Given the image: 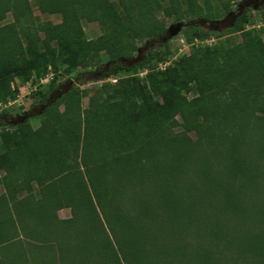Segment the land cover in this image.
Here are the masks:
<instances>
[{"label": "trees", "instance_id": "trees-1", "mask_svg": "<svg viewBox=\"0 0 264 264\" xmlns=\"http://www.w3.org/2000/svg\"><path fill=\"white\" fill-rule=\"evenodd\" d=\"M34 3L60 22H40L29 0H0V23L8 13L13 18L0 26V102L15 98L16 78L39 80L59 67L67 75L81 69L77 83L101 81L105 96L83 109L78 95L58 92L52 79L50 93L32 105L40 106L39 115L28 111L12 122L0 111V264H77L90 257L109 264H264V244L254 247L260 235L247 225L253 219L264 234V210L256 209L264 204V17L226 7L235 12L227 31L239 33L240 42L194 44L160 70L133 42L167 32L163 21L146 18L150 7L163 5L164 17L180 21L197 13V0ZM82 21L97 22L104 34L86 40ZM251 23L260 27L246 28ZM186 33L189 43L220 34L190 23ZM134 52L140 60L128 66ZM135 69L148 72L107 81ZM34 115L37 129L30 125ZM62 209L72 218L59 219ZM199 209L220 214L207 211L192 222L189 212ZM217 222L224 229L241 225L235 247L204 238L207 230L216 233L209 226ZM174 224L182 232L175 237ZM189 225L204 248L187 245ZM238 247L242 255L232 253Z\"/></svg>", "mask_w": 264, "mask_h": 264}, {"label": "rangeland", "instance_id": "rangeland-1", "mask_svg": "<svg viewBox=\"0 0 264 264\" xmlns=\"http://www.w3.org/2000/svg\"><path fill=\"white\" fill-rule=\"evenodd\" d=\"M168 0H162V3H166ZM31 3L32 9H33V15L38 18L40 22H51L53 24H57L60 22V16L58 15H48V14H42L38 11V9L35 6L34 0H29ZM110 2L117 3L118 0H110ZM198 4V11L197 13L193 15H185L180 17V21H174L172 18H166L163 15V5H152L150 8L152 9V15H146V18H151L152 21H163L164 26L167 28V32L165 35L160 38L159 40H154L153 38L147 39V37H143L141 39L133 40L135 46L139 48V54L144 55L145 53L150 54L152 58V66L154 68L163 70L167 66H170L174 61H176L178 58L188 55L190 52V49L194 44L199 45L202 44L200 41L195 42H188V40L185 38L186 36V28L188 24H194L197 27L205 30H214L219 34L218 38H211L212 41L207 44L204 43V45H215V44H224L228 45V42L233 41L234 43L240 42L241 37L239 33L230 34L227 30L232 27L233 20L235 18V12L231 13L229 11H226V7L231 10L235 11L238 10L240 12L241 10L248 9L249 10V16L250 18L254 16L258 17H264V0H197ZM184 7V6H183ZM185 8V7H184ZM151 14V13H150ZM201 15H210L212 17H216L213 22H209L208 19L200 17ZM191 19H194L193 21ZM13 20L12 15L10 13L7 14L6 19L0 23L1 25L11 23ZM191 20V22H190ZM149 22V21H145ZM82 29L84 32V36L86 40L91 41L95 40L96 38L102 36L104 34V30L101 28V26L97 22H86L82 21ZM257 26L256 28L260 27L259 24L251 23L250 25H247L246 28H251L253 25ZM179 27V28H178ZM42 36V35H41ZM210 40V39H208ZM204 42V41H203ZM166 54V57L168 59L162 60V56ZM101 62H105L107 60V55L102 52L99 54L98 57ZM140 60L138 58V52L133 53V58L130 60H127L126 63L128 66L131 64H135ZM87 70H91V68H87ZM77 71H81V69H77L73 74L67 75L64 74L62 71V68L59 67L57 71L51 70L49 71L46 76L40 78L39 80L34 77V79H31L30 81H24L21 78H16L15 81L12 83L11 88L14 91L15 98L12 100H7L6 102H0V111L7 110V112L10 114V120L14 122V120H18L20 116H22L25 112H30V114H37L40 113V106H36L35 108L32 107L34 103H38L40 101V98L44 94H48L51 91V87L48 84L46 77L49 75L50 80L54 79L56 84L60 85L59 91H64L69 88L70 91L73 93V97L75 95L79 96L81 98V106L83 109H86L89 104L90 98L96 97V100H103L104 99V92L101 90V81H92L89 80L85 83H77L74 81V76ZM148 70H139L135 69L132 72L129 73H123L118 76L112 77L110 79H107V81L111 82L112 84H115L117 80L121 78H127L131 77L135 74H138L140 77H145ZM71 82V83H70ZM73 82V83H72ZM72 86V87H70ZM52 93L50 99L48 100L50 104L55 103V98L58 96L59 93ZM185 96L187 99L192 98V94L185 93ZM58 109L61 111L63 110V106L60 105ZM30 125L33 129H37L41 125V120L37 116H33L30 119ZM180 129H176L175 131L178 132ZM192 139H195V134H190ZM4 173L0 171V176H2ZM5 192V189L2 185H0V195H2ZM202 192V191H201ZM261 202V201H260ZM262 203V202H261ZM258 211L260 209L264 210V204L260 205L258 203V206L256 208ZM210 211V213L213 214H220L217 210H206L205 212ZM212 211V212H211ZM205 212L202 209H199L198 211L189 212L190 219L193 220L197 216H205ZM59 219L61 220H68L72 218V213L70 209H62L57 212ZM212 216V214H211ZM222 218V217H218ZM233 220L235 218L233 217ZM168 221V220H167ZM170 222H174V220L170 219ZM199 222V221H198ZM247 225L249 227H252L254 230L258 231L259 237L257 238L256 242L252 241V244L255 242L254 247H259L260 245L264 244V234H262V227L259 225H256L254 223V220H247ZM191 224V223H190ZM200 229L202 230L204 223H196ZM211 224V223H210ZM203 225V226H202ZM175 226V227H174ZM190 227L186 229L187 234L190 237H186L187 245L190 247H194L196 245L200 246L201 248L205 247V243L198 240V236L195 237L196 231L195 229H192V225H189ZM174 228H170L169 230L172 231L174 237L175 235L180 231H178V226L175 224L172 225ZM225 229L222 227V225L218 224V222L215 224H212L209 226V228H214L216 230V233H210L208 234V230L206 232V236L204 237L208 242L217 243L220 245V247H226V246H234L235 247V230H239L241 228V225L238 223H227L225 224ZM177 228V230H176ZM200 230V231H201ZM195 237V239H194ZM198 240V241H197ZM196 241V244L194 245ZM28 242V241H26ZM31 241H29L30 243ZM62 247L63 242H61ZM28 250V248H26ZM30 251V249H29ZM226 252H228L226 250ZM233 254H241L243 253V250L238 247L234 250H232ZM264 253V251L262 252ZM235 255H232V258L235 259ZM225 259H228V255H224ZM262 258H264V254L262 255ZM46 260V256L43 255L42 260ZM232 260V259H231ZM109 264L106 263L105 260L99 259L97 257H90L85 259H79L77 260V264ZM233 264H235V260H233Z\"/></svg>", "mask_w": 264, "mask_h": 264}, {"label": "built area", "instance_id": "built-area-1", "mask_svg": "<svg viewBox=\"0 0 264 264\" xmlns=\"http://www.w3.org/2000/svg\"><path fill=\"white\" fill-rule=\"evenodd\" d=\"M195 41H197V40H195ZM211 41H212V39H210V40H205L204 42H201V43H202V44H204V43L209 44ZM46 79H47V81L49 82V80H50L49 75L46 77Z\"/></svg>", "mask_w": 264, "mask_h": 264}, {"label": "water", "instance_id": "water-1", "mask_svg": "<svg viewBox=\"0 0 264 264\" xmlns=\"http://www.w3.org/2000/svg\"><path fill=\"white\" fill-rule=\"evenodd\" d=\"M179 28V27H178Z\"/></svg>", "mask_w": 264, "mask_h": 264}]
</instances>
